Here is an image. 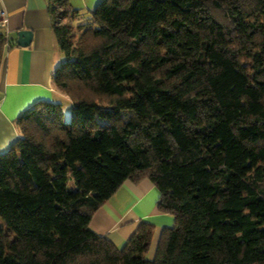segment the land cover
<instances>
[{
    "label": "trees",
    "instance_id": "1",
    "mask_svg": "<svg viewBox=\"0 0 264 264\" xmlns=\"http://www.w3.org/2000/svg\"><path fill=\"white\" fill-rule=\"evenodd\" d=\"M46 9L61 98L23 110L0 153V264H264V0ZM6 42L0 26V61ZM143 179L173 218L151 258L152 224L120 246L89 226Z\"/></svg>",
    "mask_w": 264,
    "mask_h": 264
},
{
    "label": "crops",
    "instance_id": "2",
    "mask_svg": "<svg viewBox=\"0 0 264 264\" xmlns=\"http://www.w3.org/2000/svg\"><path fill=\"white\" fill-rule=\"evenodd\" d=\"M79 17L87 18L101 0H68ZM4 12L2 26L10 45L3 48L0 61V153L19 136L17 117L38 101L58 100L52 75L63 60L50 25L46 0H0ZM29 30L25 46L16 44L17 31ZM158 192L153 183L143 179L125 181L90 218V228L107 237L114 245L123 244L140 222L155 226V238L162 227H169L172 216L156 210Z\"/></svg>",
    "mask_w": 264,
    "mask_h": 264
},
{
    "label": "rangeland",
    "instance_id": "3",
    "mask_svg": "<svg viewBox=\"0 0 264 264\" xmlns=\"http://www.w3.org/2000/svg\"><path fill=\"white\" fill-rule=\"evenodd\" d=\"M63 108H64V112H65V119L68 118V114H69V108H68V103L65 101V103L63 104ZM68 186L73 188L74 185L72 183L71 180L68 181ZM156 238H153L151 243H150V246H149V249L147 250V252L145 253V257L146 258H151L154 254V251H155V245H156Z\"/></svg>",
    "mask_w": 264,
    "mask_h": 264
},
{
    "label": "water",
    "instance_id": "4",
    "mask_svg": "<svg viewBox=\"0 0 264 264\" xmlns=\"http://www.w3.org/2000/svg\"><path fill=\"white\" fill-rule=\"evenodd\" d=\"M31 38V32L29 30H18L16 44L20 46H25L29 43Z\"/></svg>",
    "mask_w": 264,
    "mask_h": 264
},
{
    "label": "built area",
    "instance_id": "5",
    "mask_svg": "<svg viewBox=\"0 0 264 264\" xmlns=\"http://www.w3.org/2000/svg\"><path fill=\"white\" fill-rule=\"evenodd\" d=\"M5 24V16H4V12L1 10L0 11V26L2 27ZM9 44L6 42L5 43V47H8Z\"/></svg>",
    "mask_w": 264,
    "mask_h": 264
}]
</instances>
